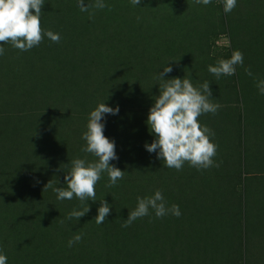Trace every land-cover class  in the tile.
<instances>
[{"label":"rangeland","instance_id":"obj_1","mask_svg":"<svg viewBox=\"0 0 264 264\" xmlns=\"http://www.w3.org/2000/svg\"><path fill=\"white\" fill-rule=\"evenodd\" d=\"M115 1L103 0L110 7L81 12L77 0H44L41 27L45 32L59 33L60 42L45 36L28 51L0 44L5 49L0 55V105L7 109L0 121L6 130L0 134L5 140L0 143V160L20 171V176L7 174L4 183L10 186L11 195L19 196L24 180L27 195L35 200L29 212L21 206L23 212L18 217L11 212L12 205L0 206V253L7 256V264H106L110 256V264H264V94L257 87L264 81V0H237L228 14L223 11V0H211L208 5L194 0H141L137 6L131 0L121 6ZM108 13L111 23L104 16ZM98 18L109 25L102 63L95 51L101 40L97 35L87 37ZM114 27H119L116 32ZM118 31L123 38L113 40L120 37ZM221 36L229 39L230 46L217 43ZM62 44L68 52L60 49ZM235 50L243 53V65L236 66L234 75L217 78L208 71L209 65L230 58ZM109 52L116 53L114 58L121 66V53H126L127 67L114 69L113 59L106 60ZM34 62L43 66L35 80L25 72ZM168 63L172 71L164 79L186 76L194 85L208 81L213 102L221 105L215 114L199 118L214 133L210 139L217 146L213 160L218 167L198 170L185 162L178 171L165 167L156 152L149 153L144 147L155 138L146 118L159 95L157 74ZM118 70L123 71V78ZM4 76L9 82L1 83ZM77 78L82 80L84 91L109 80L115 89L100 95L105 96L107 106L119 108L116 115L105 114L102 123L104 135L118 143L115 152L119 163L115 165L125 175L114 186L106 187L109 178L103 173L96 185L95 202L82 203L75 197L58 200L52 188L43 190L49 180L58 181L54 187H66L64 175L71 161L85 155L78 145L86 147L82 134L87 128L79 136L71 133L76 127L70 128V134L68 130L65 133L69 136L64 137L67 147L53 148L45 146L53 145L55 139L43 133L44 140H38L40 132L32 128L42 120L40 109H34L39 101L55 89L77 94L81 85ZM23 84L33 98L27 108L34 110L21 115L22 105L11 104L14 93L10 88H22ZM16 97L20 98V93L16 92ZM83 99L77 100L69 114H61L65 122L77 125L85 120L87 124L90 112L102 103L97 96L90 97L94 102ZM51 118L50 127L59 128L55 122L58 116ZM141 118L142 133L130 126ZM23 126L28 129L14 137L10 134ZM122 126L126 132L120 138L117 129ZM28 135L35 137L27 138L25 153L21 154L20 147L19 153L6 150L14 142L23 143ZM140 154L142 165L136 161ZM157 189L168 207L179 205L181 215L157 218L150 209L149 215L130 227H121L136 207L137 197L151 196ZM21 197L16 201L23 205ZM102 199L111 205L104 221L112 226L110 233L94 219ZM87 204L99 205L89 206V212L78 220L66 221L73 209ZM78 233H83L82 240L69 247L68 241ZM103 241L111 252L101 247Z\"/></svg>","mask_w":264,"mask_h":264},{"label":"clouds","instance_id":"obj_2","mask_svg":"<svg viewBox=\"0 0 264 264\" xmlns=\"http://www.w3.org/2000/svg\"><path fill=\"white\" fill-rule=\"evenodd\" d=\"M194 2L208 5L211 0H194ZM236 2L237 0H223L224 13H230L236 7ZM131 3L137 6L141 0H131ZM43 5L44 0H0V44L10 43L16 49L28 51L38 46L45 36L52 42L59 43L61 39L59 33L51 30L45 32L41 27ZM77 5L81 12L110 7L103 0H95L91 5H85L84 0H77ZM217 43L230 46L226 36H221ZM4 52L5 49L0 47V55ZM168 65L169 63L156 77L161 81L159 95L149 108L146 118L148 129L155 138L151 144H145L144 147L149 153L156 152L165 167L175 168L178 171L183 168L185 162L198 170L218 167L219 165L214 164L213 160L217 146L210 139L214 133L209 127L202 125L199 118L206 113L215 114L221 105L213 102L208 81L194 85L186 76L164 79V75L172 71ZM237 65H243V53L239 50L233 51L228 59H218L215 66L209 65L208 71L217 78L221 75L232 76ZM245 72L249 76L252 75L250 69H245ZM257 87L261 94H264V81H259ZM118 111V106L113 108L102 102L90 112L87 131L82 134V139L86 141V147L82 148V151L92 154L97 159L94 161L73 159L70 170L64 175L66 187H54V183L57 184L58 181L49 180L43 190L52 188L58 200H71L75 197L82 203L89 200L95 202L96 185L103 173H107L109 178L106 187H112L118 180L124 178L125 171L110 164V161L117 159L115 143L104 135L102 123L105 114L116 115ZM110 209L111 205L102 199L94 218L98 225L104 223ZM150 209L157 218L168 214L176 217L181 215L179 205L172 204L168 207L162 191L157 189L151 196L137 197L136 207L128 213L121 227H130L138 218L149 215ZM89 210L88 204L79 210L73 209L67 219L78 220ZM82 238L83 233L74 235L68 241V246L80 242ZM0 264H7V256L2 253H0Z\"/></svg>","mask_w":264,"mask_h":264},{"label":"trees","instance_id":"obj_3","mask_svg":"<svg viewBox=\"0 0 264 264\" xmlns=\"http://www.w3.org/2000/svg\"><path fill=\"white\" fill-rule=\"evenodd\" d=\"M106 0H104L105 2ZM117 4H119L118 6H121V5H126L127 4V0H116L115 1ZM86 5L90 3V1H86L85 2ZM106 17H108V21L109 23H111V16L110 14H106L104 15ZM193 17H196V16H192L190 18H193ZM125 20V18H124ZM126 21V20H125ZM127 22V21H126ZM108 26L106 23H103L101 19H97L95 20V23L93 25L92 28H90L88 31H89V35L90 36H87V37H94L95 35L98 36V38L101 40V44H99L96 48V52L100 55V57L98 58L99 62L102 63V60L104 59L105 57V48L104 47H107L106 46V42L108 41L107 37L108 36ZM119 27H114V31L116 32V30L118 29ZM129 29H131V24L129 23ZM154 30L157 29L156 27L153 28ZM118 34L120 37L116 38V39H113V40H118L119 38H123V35L120 31H118ZM116 35V34H115ZM140 39V38H138ZM141 40V39H140ZM98 41V40H97ZM61 50L63 51H67L68 52V49L67 47H65L64 44H62ZM56 50H58V48H56ZM116 55L115 52H109L107 53L106 55V60H110V59H113V65H114V69H117L118 66H121L117 59L114 58V56ZM127 54L126 53H121V61L120 63L123 64L122 69L124 70L126 67H127ZM108 63H111V62H107ZM103 64H106V63H103ZM185 66V65H184ZM42 65L38 62H34V63H31L30 64V68L28 70H25L26 73H30L33 75V79L35 80L36 77H38V75L41 73V69H42ZM187 68V66H185ZM154 70H157L158 68H153ZM159 71V69L157 70ZM22 71L19 70V73H21ZM123 71L121 70H118V75L120 73V78H123V74H122ZM89 77V76H88ZM9 78L4 76L2 77V81L1 83H7L9 82ZM77 82L78 83H81L79 89H80V92L79 90L76 92L77 94L73 93H69V94H63L61 93L62 92V89L59 90V89H55L54 92L47 96V99H44L42 101H39V105L38 107H35L34 109H40V112H38L39 115H41L40 117L42 118V120H39L37 121L35 124H34V129H38L36 131L40 132V134L37 135V139L38 140H44L43 138L44 135L43 133L49 135L51 138L55 139L56 142L53 143V145H47L45 146L46 148H53V147H60V145H64L62 147H67V144L66 142L64 141V137H68L69 134H70V128H73V127H76L77 129L71 133H76L78 136L80 135L81 132H83L85 130V127L87 126V124L85 123V120H80L78 122L77 125H73L72 123L68 124V122H65L62 118H61V114L62 113H66V114H69L70 112V109L71 107L73 106H76V102L78 99H86V100H89L91 102H94L92 100H90V97L93 98L94 96H97V99L100 101V102H107L105 96H101V91H104L105 93L111 91V90H114L115 88L112 87L110 84H109V80H106L105 83H102L101 86H99L98 88H93L91 90H82V80H80L79 78H77ZM161 83V81H159L158 83L156 84H159ZM13 88H10L11 91H13L14 93V96L10 99V100H13L12 101V105H22V111H21V115L25 114V113H28V112H33V110H29L27 108V106L31 103V99L32 98V95H31V92H30V89L29 87L26 85V84H23L22 85V88H19L17 87V85H13L12 86ZM3 89H9V88H5V87H2ZM16 92L17 93H20V98L16 97ZM83 99V100H84ZM5 104H8V103H5ZM88 104V102H87ZM106 104V103H105ZM92 105V104H91ZM6 105H0V121L1 119L3 120L5 118V116L7 115V109L5 108ZM96 107V106H95ZM54 116H58V118L55 119V122H57V125L59 126V128H55V129H52L50 127V119H53L51 117H54ZM40 117H38L40 119ZM142 117V116H140ZM21 119L23 118V116L20 117ZM142 118L140 119V121H135V124L134 125H130L131 127H138L139 128V132L141 131L142 133V130L143 128H141V122H142ZM25 124V122H24ZM67 124L69 125L67 127ZM22 126V125H21ZM50 127V128H49ZM25 128L26 130L28 128H26V126L20 128V127H17L14 131H10V134L14 136H17L19 135L20 131L23 132ZM87 128V127H86ZM67 130L69 131V134L65 135V133H68ZM111 130V129H110ZM6 130L3 129V126H0V134H4ZM112 131V130H111ZM110 131V134L112 133ZM117 133H118V137L122 138L124 136V132H126V129L124 126L120 127L117 129ZM26 135V133H24ZM31 138V137H35V135H28V136H25L23 139V143H12L10 145H8V149H6L7 151H11V152H14V153H19V147L21 149V154L22 153H25L24 149H23V146L25 147L28 143V140L27 138ZM72 139H74L72 137ZM0 143H5V140H4V137L3 138H0ZM30 143V142H29ZM26 144V145H25ZM51 144V143H50ZM55 144V145H54ZM121 144V141L120 143ZM81 145H83L82 143H80V148H84L81 147ZM118 145V143H117ZM117 145H115V147H117ZM140 148H141V137H140ZM52 150V149H51ZM54 151V150H52ZM84 153V152H83ZM141 155V158L138 157V159H136V161H139L141 162V165H142V154ZM89 154L85 153V155H80L79 158L81 159H86L88 161H94L96 160L97 158L95 156H91V157H88ZM119 163V161L117 159L115 160H112L110 161V164L113 165V166H117L115 165V163ZM127 163V161H126ZM63 167L66 166L65 164V160L63 161ZM19 170L16 169L15 167H13L11 165V163H3L1 160H0V206L2 205L3 207H10L12 205V213L18 217L19 214H21L23 212L22 210V207L23 206L25 208V210L27 211L28 209H30V205L31 204H34L35 203V200H34V197L32 198L31 196H28V190L29 188H27V183L24 182V180H22V177H19L20 181L22 180V183L20 184V188L22 189L21 192H20V195H11L10 193H12L10 191V186L6 187V184L4 183V180L7 176V174H10V175H17V176H20L19 175ZM141 175H143L142 173V169H141ZM105 179H106V175L103 176ZM23 196L24 197V203L23 205L21 204V202H17L16 200L18 199H21ZM56 198H57V195H55ZM97 205L99 204H96V205H90L89 206H93V207H96ZM29 212V211H27ZM4 216L7 215L8 218H12V216L10 214H4L2 213ZM69 219H66V221H68ZM64 222V221H62ZM5 226V225H4ZM62 226L65 228L67 227V225L65 223L62 224ZM100 227V226H99ZM102 229L104 231H107V233H110L112 232V226L109 224V223H106L104 222L102 224ZM9 238V237H8ZM19 238H21L19 236ZM106 245H107V242H104L102 243L101 247L103 249H107V251L111 252L110 248H106ZM111 257L108 259L107 262H104L106 264H110L111 262Z\"/></svg>","mask_w":264,"mask_h":264}]
</instances>
